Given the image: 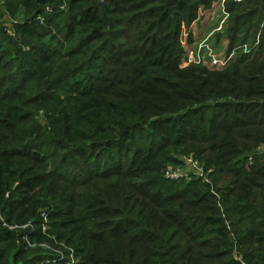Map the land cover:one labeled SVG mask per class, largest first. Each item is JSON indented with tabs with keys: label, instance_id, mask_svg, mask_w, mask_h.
<instances>
[{
	"label": "trees",
	"instance_id": "obj_1",
	"mask_svg": "<svg viewBox=\"0 0 264 264\" xmlns=\"http://www.w3.org/2000/svg\"><path fill=\"white\" fill-rule=\"evenodd\" d=\"M17 1L0 23V264H264V155L248 156L264 27L218 70L184 62L216 0ZM228 10L230 50L253 44L264 0ZM176 153L231 184L166 177Z\"/></svg>",
	"mask_w": 264,
	"mask_h": 264
},
{
	"label": "rangeland",
	"instance_id": "obj_2",
	"mask_svg": "<svg viewBox=\"0 0 264 264\" xmlns=\"http://www.w3.org/2000/svg\"><path fill=\"white\" fill-rule=\"evenodd\" d=\"M3 7L1 9L0 23L9 21L12 22V18L10 16V10L5 6L6 2H13L15 6L18 7L19 2L17 0H2ZM212 8H203L201 10L200 16L197 21H195L189 28L193 33L194 40L192 43L186 45L187 53L190 52V58H193L192 61H196L193 63H189L187 65H201L209 68L215 69H224L232 62L236 60L243 54L252 53L259 45L252 49L251 51H246L244 48L241 49L240 45L235 46L232 50H230L231 37H230V26L232 25V19L230 17V12L228 10V0H216L212 3ZM15 18V16H14ZM17 18H21L20 15ZM262 26V25H261ZM260 26V28H261ZM261 30V29H260ZM263 30V29H262ZM262 34V33H261ZM260 34V37H261ZM261 41V38L257 35L256 41ZM253 42V41H252ZM252 42H248V48L252 45ZM251 43V44H250ZM221 58L225 62L223 66H214L213 60L214 58ZM198 62V63H197ZM213 64V65H212ZM38 117L42 119L41 114H38ZM262 152L264 155V144H260L256 146L253 152H251L248 156L253 155L255 153ZM192 157L193 154L185 155L182 153H176L175 158L178 160L174 163H171L168 168H177L181 170L180 172L189 174V176L198 177L199 174L196 173V167L191 164L188 159ZM231 176L226 174H216L211 178L212 182V190L217 193L222 192V190L231 184ZM45 224V223H44ZM43 224V225H44ZM18 229H30L28 223L18 224ZM23 227V228H22ZM47 228V225H46ZM47 249L50 250L53 254H59L66 261L70 260L72 262H76L78 258L74 256V250L69 243L54 241L53 243L45 245ZM237 252V251H236ZM236 257H241V254H236ZM243 260V259H242ZM244 261V260H243ZM246 262V261H245Z\"/></svg>",
	"mask_w": 264,
	"mask_h": 264
},
{
	"label": "built area",
	"instance_id": "obj_3",
	"mask_svg": "<svg viewBox=\"0 0 264 264\" xmlns=\"http://www.w3.org/2000/svg\"><path fill=\"white\" fill-rule=\"evenodd\" d=\"M233 1L236 2V3H243V2H246L247 0H233ZM263 27H264V22H263V24L261 26L260 32L258 33L259 38H260V34L262 33ZM259 43H260V39L255 41L251 46H249V48L247 46L248 44H245L244 45V49L246 51H251L252 49L256 48L259 45ZM190 55H192V54H190V52H188L186 57H185V60H184L185 64L196 62V61H192L193 58H190ZM222 61L223 60L221 58H217L216 57L213 60V64H214V66H223V65H225V62H222ZM188 161L196 167V169H197L196 173L199 174V176L202 177L204 179V181H206V182L211 184L212 180L209 177V174L205 172L204 168L199 164V162L197 160L193 159L192 157H190L188 159ZM180 171L181 170H179L177 168H168L166 170V174L165 175H166V177L171 178V179H177V178L189 175V174L182 173ZM45 220L47 221V217H45ZM46 229H47L46 225H44L43 226V231H45ZM28 243H29L30 246H35V244L31 243L30 241H28ZM242 264H246V263L242 261Z\"/></svg>",
	"mask_w": 264,
	"mask_h": 264
}]
</instances>
